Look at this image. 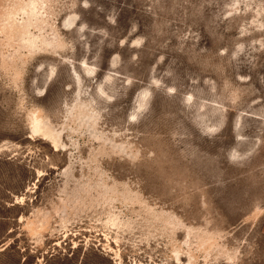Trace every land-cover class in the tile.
I'll list each match as a JSON object with an SVG mask.
<instances>
[{
	"label": "rangeland",
	"instance_id": "1",
	"mask_svg": "<svg viewBox=\"0 0 264 264\" xmlns=\"http://www.w3.org/2000/svg\"><path fill=\"white\" fill-rule=\"evenodd\" d=\"M0 264H264V0H0Z\"/></svg>",
	"mask_w": 264,
	"mask_h": 264
},
{
	"label": "bare ground",
	"instance_id": "2",
	"mask_svg": "<svg viewBox=\"0 0 264 264\" xmlns=\"http://www.w3.org/2000/svg\"><path fill=\"white\" fill-rule=\"evenodd\" d=\"M51 129L45 128L44 124L41 123L40 120L37 118L33 120L32 122V131L34 132H41L46 138H49L52 143L54 144L56 142V139H54V134L50 131Z\"/></svg>",
	"mask_w": 264,
	"mask_h": 264
}]
</instances>
